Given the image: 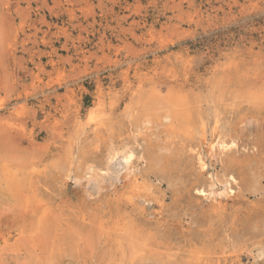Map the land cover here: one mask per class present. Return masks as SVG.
Instances as JSON below:
<instances>
[{
  "label": "rangeland",
  "instance_id": "rangeland-1",
  "mask_svg": "<svg viewBox=\"0 0 264 264\" xmlns=\"http://www.w3.org/2000/svg\"><path fill=\"white\" fill-rule=\"evenodd\" d=\"M263 101L264 0H0V264H264Z\"/></svg>",
  "mask_w": 264,
  "mask_h": 264
},
{
  "label": "bare ground",
  "instance_id": "bare-ground-1",
  "mask_svg": "<svg viewBox=\"0 0 264 264\" xmlns=\"http://www.w3.org/2000/svg\"><path fill=\"white\" fill-rule=\"evenodd\" d=\"M263 97V96H262ZM167 101V100H166ZM172 101V100H171ZM180 101V100H179ZM178 101V102H179ZM184 101V100H183ZM164 102V101H163ZM162 102V103H163ZM182 102V101H181ZM264 102V101H263ZM153 103V102H152ZM165 103V102H164ZM172 102H170V104H171ZM176 103V102H175ZM175 103H174V105H175ZM219 103V102H218ZM184 104V103H183ZM185 104H186V101H185ZM148 105V104H147ZM149 105H150V103H149ZM176 105H178V104H176ZM180 105V104H179ZM178 105V106H179ZM152 106H154V105H152ZM166 106H170V105H166ZM180 106H183V105H180ZM179 106V107H180ZM185 106V105H184ZM177 107V106H176ZM179 107H177V108H179ZM151 108H153V107H151ZM186 108H187V106H186ZM149 109V107L146 109L147 111H149L148 110ZM163 109H165V108H163ZM163 109H161V111L163 110ZM170 109V108H169ZM143 110V109H142ZM168 110V109H167ZM156 111V110H155ZM179 111V110H178ZM185 111H187V110H185ZM226 111V110H225ZM146 112V111H145ZM165 112V111H164ZM184 112V111H183ZM228 112V111H227ZM231 112H232V110H231ZM163 113V112H162ZM182 113V112H181ZM180 113V114H181ZM217 113V112H216ZM149 114H151V113H149ZM148 114V115H149ZM160 114V113H159ZM168 114H170L169 112H168ZM185 114V113H184ZM218 114V113H217ZM229 114V113H228ZM130 115V114H129ZM142 115V114H141ZM153 115V114H152ZM166 115V114H165ZM175 115V114H174ZM158 116V115H157ZM177 116H179L178 115V113H177ZM187 116H188V113H187ZM191 116V115H190ZM220 116V115H219ZM133 117V116H132ZM145 117H146V115H144V119H145ZM152 117H154V116H152ZM152 117H149L148 116V118H151V122H153V120L154 119H152ZM156 117V116H155ZM180 117H181V115H180ZM183 117V116H182ZM181 117V118H182ZM189 117V116H188ZM215 117V116H214ZM222 117V116H221ZM157 118V117H156ZM159 118V117H158ZM166 118V117H165ZM173 118V117H172ZM172 118L170 117V119H171V122L173 121V120H175V119H173L172 120ZM175 118V117H174ZM176 118H178V117H176ZM191 118V117H190ZM219 118V117H218ZM253 118H255V117H253ZM253 118H242V120H241V122H240V124H241V126L239 127L238 125H236V126H238L237 127V129H236V132H240V131H242L243 129H245L247 126H252V125H254V126H256L257 124H258V121L256 120V119H253ZM258 118V117H257ZM94 119V118H93ZM135 119H136V117H135ZM142 119V118H141ZM179 119V118H178ZM216 119V118H215ZM214 119V120H215ZM95 120V119H94ZM103 120H105V119H103ZM146 120V119H145ZM147 120H149V119H147ZM147 120H146V124H147ZM166 120V119H165ZM180 121L182 120V122H183V120H184V118L183 119H179ZM189 120V119H188ZM219 120V119H218ZM97 121V120H96ZM96 121H94V122H96ZM168 121H170V120H167V122ZM177 121V120H176ZM191 121H192V118H191ZM240 121V120H239ZM93 122V123H94ZM142 122V121H141ZM157 122V121H156ZM155 122V124H158V123H156ZM165 122V121H164ZM171 122L169 123V125L171 124ZM181 122V123H182ZM217 122H220L221 123V120L220 121H217ZM101 123H106V122H101ZM144 123V122H143ZM180 123V122H179ZM100 124V123H99ZM103 124V125H104ZM148 124H149V121H148ZM186 124H188V123H186ZM199 124V123H198ZM216 124V123H215ZM223 124V123H222ZM102 125V124H101ZM143 125V124H142ZM142 125H141V127H142ZM162 125H164V124H162ZM177 125L178 124H176V126H174V127H176L177 128ZM188 125H190V124H188ZM214 125V124H213ZM230 125V124H229ZM155 126V125H154ZM170 126H172V125H170ZM185 126V125H184ZM187 126V125H186ZM200 126V125H199ZM102 127V126H101ZM158 127V126H157ZM181 127V126H180ZM188 127V126H187ZM131 128V127H130ZM148 128V127H147ZM146 128V129H147ZM156 128V127H155ZM196 128V127H195ZM201 128V127H200ZM132 129V128H131ZM142 129H144V128H142ZM171 129V128H170ZM183 129V128H182ZM186 129V128H185ZM191 129V128H190ZM224 129V128H223ZM229 129V128H228ZM130 130V129H129ZM133 130V129H132ZM135 130H136V128H135ZM140 130V129H139ZM166 130V129H165ZM177 130H178V128H177ZM180 130V129H179ZM201 130V129H200ZM202 130H203V127H202ZM126 132H128V130H125ZM125 131H124V133H125ZM137 131V130H136ZM142 131V130H141ZM144 131V130H143ZM168 131V130H167ZM171 131V130H170ZM188 131V130H187ZM191 131V130H190ZM193 131H195V130H193ZM221 131H222V129H221ZM231 131V130H230ZM95 132V131H94ZM118 132H120V131H118ZM169 132V131H168ZM176 132V131H175ZM182 133L181 134H183V131H181ZM199 132V131H198ZM218 132V131H217ZM225 132V131H224ZM137 133V132H136ZM139 133H141V132H139ZM172 133V132H171ZM178 133H179V131H178ZM190 133H192V131L190 132ZM196 133V132H195ZM203 133V132H202ZM216 133V132H215ZM222 133H223V131H222ZM112 134V133H111ZM126 134V133H125ZM128 134V133H127ZM131 134V133H130ZM129 134V135H130ZM133 134V133H132ZM132 134L130 135V136H132ZM138 134V133H137ZM173 134V133H172ZM172 134H171V136H170V133H169V136L172 138ZM174 134H176L177 135V133H174ZM173 134V135H174ZM214 134V133H213ZM219 134V133H218ZM217 133H216V135H218ZM234 134V133H233ZM136 134H134V136H135ZM165 135L167 136V134H166V132H165ZM199 135V134H198ZM201 135H203V134H201ZM212 135V134H211ZM238 135V134H237ZM128 136V135H127ZM138 135H136V137H137ZM140 136V135H139ZM168 136V137H169ZM188 136V135H187ZM192 136V135H191ZM215 136V135H214ZM183 136L181 135V138H182ZM203 137V136H202ZM206 137V136H205ZM236 136H234V135H218V136H216L215 137V139L211 142V143H209V145H208V148H207V151L205 152V153H207V157L208 158H212V159H216V157L218 156V155H220V154H223V153H227L228 154V151L231 149V148H234L235 147V142H236V138H235ZM130 138V137H129ZM133 138V137H132ZM139 138V137H138ZM165 138V137H164ZM179 139H180V137H178ZM191 137H189V139H190ZM193 138V137H192ZM199 138H201V137H199ZM212 138V137H211ZM137 139V138H136ZM140 139V138H139ZM138 139V140H139ZM167 139V138H166ZM169 139V138H168ZM167 139V140H168ZM177 139V138H176ZM186 139H187V137H186ZM124 140V139H123ZM165 140V139H164ZM167 140H166V142H167ZM173 140H174V137H173ZM78 141V140H77ZM133 141V140H132ZM177 141V140H176ZM179 141V140H178ZM177 141V143H180V142H178ZM184 141V140H183ZM194 141V140H193ZM200 141H201V139H200ZM240 141V140H239ZM108 142H109V144H108V147H107V149H106V152H105V155H104V161H103V163H102V165L101 166H94V165H89V166H85V170H84V173H83V175L82 176H78L79 178V180L81 179H83V178H85L86 179V181H87V184H91L92 185V187L93 188H95L96 190H98V189H100L101 188V186L106 182V183H110V184H112V182H115V181H118V180H120V179H126L127 177H129V175L132 173V164H133V161L135 162V158H136V151H135V146H134V144L133 143H128V142H125V140H124V142H121L120 144H118V145H113L112 144V142H111V139H109L108 140ZM107 142V143H108ZM175 142V141H174ZM136 143V142H135ZM140 144H141V142H139ZM171 143V142H170ZM189 143V142H188ZM187 143V144H188ZM239 143V142H238ZM96 144V143H95ZM164 144H165V142H164ZM180 144H182V143H180ZM193 144V143H192ZM167 145V144H166ZM166 145H164V147H166ZM170 146H171V144H169ZM207 145V144H206ZM142 146V145H141ZM163 146V145H162ZM168 146V145H167ZM200 146V145H199ZM104 147V146H103ZM174 147V146H173ZM193 148H194V151L192 150V149H190L189 151H191V152H193L192 153V155H190V156H192V157H194V159H195V162H196V164H197V166H198V168H199V170H204L205 169V167H206V163L209 161L210 162V159L205 163V161L208 159V158H206V160L205 159H203V157H202V153H198V151H196L195 150V148H196V145H194V146H192ZM95 148V147H94ZM158 148H159V146H158ZM160 148H162L161 147V145H160ZM170 148V147H169ZM186 148V147H185ZM190 148V147H189ZM189 148H187V149H189ZM244 148H245V146H244ZM163 149H167V148H163ZM175 149V148H174ZM180 149H182V147H180ZM179 149V150H180ZM235 149V150H234ZM234 149H231V150H234V152L236 151V147L234 148ZM239 149H242V148H239ZM104 150V149H103ZM169 150V149H168ZM179 150H178V152H179ZM183 150V149H182ZM203 150V149H202ZM230 150V151H231ZM254 150V149H253ZM252 150V151H253ZM95 151V150H94ZM97 151V150H96ZM141 151V150H140ZM139 151V152H140ZM162 151V150H161ZM167 151V150H166ZM171 151V150H170ZM169 151V152H170ZM176 150H174V152H175ZM249 151V150H248ZM160 152V149H159V151L157 152V154ZM164 152H165V150H164ZM163 152V153H164ZM169 152H168V154H169ZM173 152V151H172ZM181 152V151H180ZM234 152L232 153V154H234ZM243 152V151H242ZM161 153V152H160ZM159 153V154H160ZM171 153V152H170ZM185 152H183L182 154H184ZM188 153H190V152H188ZM165 154V153H164ZM173 154V153H172ZM186 154V153H185ZM202 154V155H201ZM140 155V154H139ZM161 155V154H160ZM159 155V156H160ZM228 155H231L230 154V152H229V154ZM169 156H171V155H169ZM175 156H177V155H175ZM188 156V155H187ZM220 156H222V155H220ZM226 156V155H225ZM141 157V156H140ZM161 157V156H160ZM168 157V156H167ZM179 157H181V156H179ZM191 157V158H192ZM219 157V156H218ZM164 158H166V157H164ZM189 158V157H188ZM224 158V157H223ZM138 159V158H137ZM155 159H156V157H155ZM160 159H162V158H159V160ZM179 159H181V158H179ZM145 160V159H144ZM150 160H151V158H150ZM153 160V159H152ZM158 160V159H157ZM191 160V159H190ZM189 160V161H190ZM205 160V161H204ZM138 161H140V160H138ZM141 161H142V159H141ZM154 162L156 161V160H153ZM152 161V162H153ZM162 160H160V161H158L159 163L161 162ZM153 162V163H154ZM157 162V161H156ZM158 162H157V164H158ZM194 162V161H193ZM212 162V161H211ZM92 163V162H91ZM190 163V162H189ZM142 163H140V165H141ZM146 164V163H145ZM156 164V165H157ZM207 164H209V163H207ZM211 164V163H210ZM135 165V164H134ZM151 165V164H150ZM150 165H146V166H150ZM154 165V164H153ZM155 165V166H156ZM162 165V164H161ZM160 165V166H161ZM145 166V165H144ZM152 166V165H151ZM159 165H158V167H160ZM191 166V165H190ZM134 167V166H133ZM139 167V166H138ZM143 167V166H142ZM158 167H156V168H158ZM145 168V167H144ZM193 168V167H192ZM82 169V168H81ZM143 169V168H142ZM141 169V170H142ZM137 170V169H136ZM197 170V169H196ZM150 172V171H149ZM151 172H153V171H151ZM197 172V171H196ZM199 172V171H198ZM197 172V173H198ZM89 174V176H87V175H85V174ZM137 173V172H136ZM201 173V172H200ZM72 174V173H71ZM199 174V173H198ZM202 174V173H201ZM203 175V174H202ZM229 175V174H228ZM85 176H87V177H85ZM132 176H133V174H132ZM69 178V177H68ZM71 178V177H70ZM209 178H210V176H209ZM222 178H223V176H222ZM78 179H77V181H78ZM158 179V178H157ZM168 179V178H167ZM211 179V178H210ZM209 179V180H210ZM81 180L79 181V182H81ZM147 181V180H146ZM161 181V180H160ZM174 181V180H173ZM210 181H212V180H210ZM232 181H234V178L231 176V177H228V179L227 180H221V181H219V180H215V179H213V181L210 183V185H209V191H210V196H214V197H216V196H218V197H220V196H223V198H224V196L226 195V194H228L229 195V193L232 191V190H230V184L232 183ZM85 182V181H84ZM125 182H126V180H125ZM147 183V182H146ZM220 183H223L224 184V189H223V191L221 192L220 191V193L219 194H217L216 196H215V193L213 192V187L214 186H216L217 184H220ZM79 184V183H78ZM239 185V184H238ZM86 186V185H85ZM236 186V185H235ZM234 186V187H235ZM90 187V186H89ZM175 187V186H174ZM173 187V188H174ZM221 187H222V185H221ZM220 187V188H221ZM208 187H206V189H207ZM215 188V187H214ZM238 188V187H237ZM176 190V189H175ZM208 190V189H207ZM215 191H216V189H214ZM251 190H253V189H251ZM194 191H195V189H194ZM209 191H207V192H209ZM254 191V190H253ZM192 192H193V190H192ZM196 192V191H195ZM207 192H205V194L207 193ZM250 192H252V191H250ZM194 193V192H193ZM200 193L201 192H199V195H200ZM203 193V192H202ZM254 193H255V191H254ZM198 194V193H197ZM204 194V195H205ZM139 195V194H138ZM195 195V194H194ZM202 195V194H201ZM200 195V196H201ZM208 195V194H207ZM231 195V194H230ZM203 197V196H202ZM213 198V197H212ZM226 198V197H225ZM207 199H208V197H207ZM218 199V198H217ZM216 199V200H217ZM203 201V200H202ZM213 201V200H212ZM211 202V201H210ZM216 203V202H215ZM213 204V203H212Z\"/></svg>",
  "mask_w": 264,
  "mask_h": 264
}]
</instances>
